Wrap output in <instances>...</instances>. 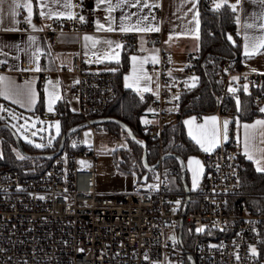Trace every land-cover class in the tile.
<instances>
[{
    "label": "built area",
    "instance_id": "obj_1",
    "mask_svg": "<svg viewBox=\"0 0 264 264\" xmlns=\"http://www.w3.org/2000/svg\"><path fill=\"white\" fill-rule=\"evenodd\" d=\"M71 5L73 18L54 19L37 31L50 47L61 35L92 32L97 10L85 7L82 0H71ZM24 29L30 31L27 24ZM116 34L123 55L139 51L143 40L157 56L158 62L148 68L157 83L144 112L150 122L140 127L147 147L157 152V167L143 169L129 190H97L95 120L117 98L115 71L96 65L94 55L84 57L77 51L70 69L57 71L75 77L71 92L77 111L29 113L63 124L62 150L36 178L11 170L0 173V264H182L189 257L195 264H262L264 214L236 204L247 194L241 186L240 141L229 134V124L227 140L221 136L215 150L200 154L202 176L188 195L182 189L179 159L176 166L161 160L170 153L165 150L164 130L181 120L173 108H179L182 96L200 78L196 57L177 69L164 50L162 30ZM4 69L0 63V72ZM218 82L216 108L197 119L216 115L221 129L225 120L236 124L239 115L231 114L232 99L245 85L253 93L254 105L264 107V74L223 65ZM70 115L79 121L69 124ZM173 180L178 189L172 187ZM184 226L188 232L183 236ZM200 228L204 231H197Z\"/></svg>",
    "mask_w": 264,
    "mask_h": 264
},
{
    "label": "crops",
    "instance_id": "obj_2",
    "mask_svg": "<svg viewBox=\"0 0 264 264\" xmlns=\"http://www.w3.org/2000/svg\"><path fill=\"white\" fill-rule=\"evenodd\" d=\"M199 1L200 0H143L140 5L130 6L128 4H122L120 7H114L117 0H111L113 10L109 12L107 10L109 7V0H103L101 3H98V0H82L85 7L94 8L98 12V16L92 25V32L80 37L76 35H61L59 36L58 43L50 47L44 36L37 31L49 26L54 19L67 18L69 13H73L72 7L70 9H65L63 7L65 0H43V2H41V0H31L33 14L32 23L29 24L25 22V18L28 14L27 9H17L16 11L18 14L13 18L10 14V4L8 0H5V3L0 6V63L5 68L0 72V77L5 78L0 82V90L7 91L9 95L12 96L17 91L23 90L30 83L32 90L35 92V102L28 105L26 99L23 97H16L20 99L21 102L14 103L13 99H6L4 95H0V105H3L9 110H19L25 113L34 110H45V103L49 102L50 95L54 93L59 96V99L55 100L53 110L66 108L72 112L68 106L67 100L68 96L72 94L71 85L75 77L68 73L57 74V71L69 70L72 57L79 50L84 57L94 55L95 59L93 62L96 65L114 70L115 72L119 69L122 60L126 59V69L120 79L122 87L134 91L140 97L145 95L151 96L156 91L157 83L156 75L150 73L148 68L154 64L152 63V57L155 56L157 58L156 53L149 51L144 41L141 40L139 51L129 55H123L120 51V47H115L116 43L119 44V39L116 34L120 32L119 25L121 22L125 24H135L138 19L147 16L148 20L144 21L142 26H147L150 23L152 26L158 27L159 30L164 32V50L174 66L177 69H181L190 59L195 58L199 52ZM23 2L24 0H21V3ZM68 2L71 4V0H68ZM144 2H146L149 7H144ZM208 2L210 8L214 10L216 9L215 5L217 3L222 4V6L228 5L230 8L231 5L237 4V0H227V4H223V0H208ZM193 3H195V8L193 7ZM42 12L44 15H41ZM262 12H264V4L259 3V0H240V3L237 4V8L234 11L235 30L239 40L240 50V72L264 74V51L249 57L245 55L244 50L246 34L253 37L264 36V29L260 28V25L264 23V17L261 15ZM56 13H63V15H56ZM129 15H131V19L125 20L124 17ZM194 16L196 17L195 20L193 19ZM109 17H111L112 26L116 30L97 31V21L107 28ZM237 18H239V22H237ZM247 23H254L256 27L246 28L245 24ZM26 24L30 31L24 29ZM33 25L35 26V30L33 29ZM131 32L139 31L134 30ZM85 36L93 37V40L97 41V43L93 45V41H85L83 39ZM229 36H231V40ZM30 37H35V41L30 40ZM227 37L230 42L235 43L233 35L228 33ZM105 41H112L114 44L110 47ZM37 49H39V52L36 51ZM133 56L137 57L136 61L132 60ZM35 57H38V59H35ZM142 60L147 61L142 64L143 72L151 77V79H141L138 85L134 84L133 87H126V83H133V68L134 66L140 67V62ZM37 66L40 69L39 71L36 70ZM125 77H129V80L126 81ZM137 86L140 88L139 92L136 90ZM145 87L149 90L143 91ZM57 106H59V108H57ZM260 108L261 107L258 108L259 111ZM173 109L175 111L178 110L177 107ZM231 112V114H236V108H232ZM260 113L262 112L260 111ZM212 116L217 117L216 115H207L197 119L196 115H187L181 118L187 138L192 141L198 150V153L189 155L184 161L187 184L190 189L194 188L193 169L198 170L197 184L201 179L203 167L200 154L205 151H203L192 136L189 135V129L191 128L194 134H198L196 126L205 124V118ZM193 117H195V120L191 125L185 124V121L191 120ZM225 119H228L227 116ZM257 120H264V116H258L251 120H241L239 117V124L233 123L232 135L240 141V151L244 160L250 162L256 172L264 173L257 171V159H261L260 166L264 167V159L261 158V153L255 152L254 158L250 160L245 154L244 149L243 125L254 124ZM207 124L211 127L212 122L208 121ZM217 124L219 126V120H217ZM260 147H264V145H260ZM190 159L194 161L198 160L200 164L196 165L193 163L189 165L188 162ZM171 185L175 189L179 187L178 182L175 180L171 182ZM261 258L262 264H264V254Z\"/></svg>",
    "mask_w": 264,
    "mask_h": 264
},
{
    "label": "trees",
    "instance_id": "obj_3",
    "mask_svg": "<svg viewBox=\"0 0 264 264\" xmlns=\"http://www.w3.org/2000/svg\"><path fill=\"white\" fill-rule=\"evenodd\" d=\"M199 21H200V37H199V52L196 55L198 67L195 72L200 78L197 84L185 95L182 96L178 111L180 118L187 115H200L203 113H211L217 106L220 97V86L218 82V74L223 65L229 64L234 71H240V50L239 40L236 36L235 13L228 6L223 5L219 9H211L208 0L199 1ZM233 35L235 43L230 42L227 34ZM126 59L120 63L119 69L115 72V88L117 92L116 100L108 107L101 117L115 118L127 124L134 135L142 142L148 143L145 135L140 132V119L144 115L148 105L150 95L143 97L138 96L134 91L124 89L120 79L126 69ZM253 93L248 88L247 91L240 88L232 99V108L237 110V100H239V111L237 113L241 120H251L258 116H264L260 113L258 107L253 103ZM59 108V106H57ZM178 114V113H177ZM0 117H3L0 114ZM100 117V118H101ZM79 119L73 115L69 116V124L78 122ZM61 124V135L58 139L48 147L41 149L30 148L22 145L23 149L32 157L23 156L24 159L18 158L14 153L16 148L15 140L11 132L7 128L0 129V140L2 155L0 156V173L4 171H15L22 177L33 179L39 176L49 165L51 159L35 157V155L50 154L57 150L60 139L64 133L63 124ZM7 125L4 118L0 119V126ZM99 129L115 128L126 133L115 124H98ZM233 122L229 123V134L232 135ZM131 144L134 151L138 155L137 164L139 170L143 172L141 167L142 150L132 141ZM181 141L179 144L178 142ZM165 150L179 156L184 161L186 158L198 150L187 138L181 120L175 124L167 126L164 130ZM117 154V151L115 155ZM200 154V153H199ZM157 160V152L147 147V162L153 165ZM240 162L243 166V174L241 186L247 194L246 197L240 198L236 204L243 203L247 210L251 213L264 214V173H258L254 170L251 163L240 157ZM164 165L176 166L175 159L167 158L163 161ZM125 162H119L118 168L125 171ZM131 166V165H130ZM132 166H135L133 164ZM187 181V178H186ZM188 232L186 226L183 227V236ZM264 254V242L260 248V255ZM182 264H190L187 259Z\"/></svg>",
    "mask_w": 264,
    "mask_h": 264
},
{
    "label": "snow or ice",
    "instance_id": "obj_4",
    "mask_svg": "<svg viewBox=\"0 0 264 264\" xmlns=\"http://www.w3.org/2000/svg\"><path fill=\"white\" fill-rule=\"evenodd\" d=\"M9 4H10V14L11 16L14 18L18 13H17V9L20 8H25L27 9V16L25 18V22L31 24L32 23V4H31V0H24L23 3H21V0H8ZM41 2H43V0H41ZM103 2V0H98V3ZM143 2V0H117V3L114 5V7H120L122 4H128L130 6H135V5H140ZM5 3V0H0V6H2ZM240 3V0H237V4ZM259 3L264 4V0H259ZM223 4H227V0H223ZM237 4H233L231 5V8L233 11L236 10L237 8ZM144 7H149V5L144 2L143 3ZM158 6V5H157ZM222 6V4L217 3L215 5L216 9H219ZM63 7L65 9H70L72 7V5L70 4V2H68V0H65V2L63 3ZM193 7L195 8V3H193ZM109 12H111L113 10V5L111 4V0H109V7L107 9ZM41 15H44V13L42 12ZM56 15H63V13H56ZM262 17H264V12L261 13ZM68 18H73L72 14L69 13L68 14ZM109 19V24L107 26V28H105L104 25L100 24L99 21H97V31L100 30H106V31H114L116 29L113 28L112 26V19L111 17L108 18ZM125 20H130L131 19V15L124 17ZM193 19L195 20L196 17L194 16ZM80 20L83 21L84 17L81 16ZM148 17L144 16L140 19H138L136 21L135 24H125L123 22H121V24L119 25V31L120 32H131V31H139V32H152V31H159L158 27H154L152 26L150 23L147 26H142L144 21H147ZM237 22H239V18H237ZM198 24V21H197ZM246 28H254L256 27V25L254 23H247L245 24ZM261 29H264V23H262L260 25ZM33 29L35 30V26L33 25ZM15 30V29H13ZM32 41H35V37H30L29 38ZM85 41H93V45H95V43H97V41L93 40V37L91 36H85L83 38ZM229 39L231 40V36H229ZM245 46H244V50H245V55L246 56H252L255 55L257 53H260L261 51H264V36H260V37H253V36H249V35H245ZM105 43L109 44V46L111 47L114 42L112 41H105ZM116 48L121 47L120 44L116 43L115 44ZM37 52H39V49L36 50ZM118 56V54H117ZM35 59H38V57H35ZM133 61L137 60V57L133 56L132 57ZM146 60H142L141 66L140 67H136L134 66L133 68V83H126L125 86L126 87H133V85H138L139 81L141 79L144 80H150L151 77L147 76L144 72H143V68H142V64L146 63ZM158 60L157 58L154 56L152 57V63H157ZM37 71H39V67L37 66L36 68ZM255 71V70H253ZM5 78L4 77H0V82H2ZM195 79V78H193ZM233 79H238V77H233ZM125 80L128 81L129 77H125ZM192 86H195L194 84ZM138 92L140 91V88L137 86L136 89ZM149 89L147 87H145L143 89V91H148ZM244 90L247 91V85L244 86ZM229 91H235L234 89H229ZM0 95H4L6 99H13L14 103H20V99H17L16 97H23L24 99L27 100L28 105H31L35 102V92L32 90L31 88V84L29 83L23 90L17 91L16 93H14L12 96L9 95V93L7 91H2L0 90ZM178 98V97H177ZM59 96L55 95L54 93L50 95L49 97V111H52V104L55 102V100H58ZM237 110L239 111V100H237ZM151 111V110H150ZM260 111L262 113H264V107L260 108ZM3 117H0V119H2ZM195 120V117H193L191 120H187L185 121V124H189L191 125ZM217 120L218 118L215 116L212 117H206L205 121L206 123L203 125H197V133L198 134H194L193 130L190 128L189 129V135L192 136V138L196 141V143L200 146V148L205 151V152H211L213 151L216 147L219 146V141L220 138L222 136V138L224 140H227V131H228V124L229 121L225 120L223 121V127L222 129L218 126L217 124ZM211 121V127L208 126L207 122ZM144 123H148V121H144ZM237 124H239V121H237ZM23 127V126H22ZM56 128H57V132H59V123L57 122L56 124ZM243 129H244V149H245V154L248 156V158L250 160H252L254 158V153L255 152H260L261 153V158L264 159V147H260V145H264V120H257L254 124H245L243 125ZM32 135H35V133L33 132ZM31 142V141H29ZM51 144V140H49V145ZM42 145L37 144L36 147H41ZM21 159H24V157H20ZM83 163V162H81ZM189 165H192L193 163H195L196 165H199L200 162L198 160H189ZM257 163V171H261L264 172V167H261V159H257L256 160ZM197 175H198V170L197 169H193V187L197 186ZM179 203V202H177ZM197 231H204L203 228L197 229ZM174 239V238H173ZM252 252L255 253V249H252Z\"/></svg>",
    "mask_w": 264,
    "mask_h": 264
},
{
    "label": "rangeland",
    "instance_id": "obj_5",
    "mask_svg": "<svg viewBox=\"0 0 264 264\" xmlns=\"http://www.w3.org/2000/svg\"><path fill=\"white\" fill-rule=\"evenodd\" d=\"M67 102L70 110L76 112V102L72 94L68 96ZM54 103L51 105L52 110L55 106ZM45 111H49V102L45 103ZM29 113L19 110H9L3 105H0V114L5 119L7 126L16 134L22 145L34 149L51 146L61 135V124L59 120H39L31 117ZM144 121L150 122L147 115L141 117V125L148 124L144 123ZM57 122L59 123V132H57L56 128ZM33 132L35 135H32ZM49 140H51L50 145ZM127 141L126 135L121 130L115 128H108L107 130L102 127L98 130L97 140L95 142L97 154V190L105 192L126 191L138 182L139 175H141L139 164H137L138 155ZM37 144L42 146L36 147ZM116 151L117 154L115 155ZM14 153L18 158L23 155L17 146L14 148ZM122 161L126 164L125 171L118 168V163ZM133 164L135 166H132Z\"/></svg>",
    "mask_w": 264,
    "mask_h": 264
},
{
    "label": "water",
    "instance_id": "obj_6",
    "mask_svg": "<svg viewBox=\"0 0 264 264\" xmlns=\"http://www.w3.org/2000/svg\"><path fill=\"white\" fill-rule=\"evenodd\" d=\"M95 123L96 124H106V123H110V124H115V125L119 126L126 133V135L128 136L129 140L132 141L139 148H141V150H142V154H141V167L144 170H150V169H153V168L157 167V163H155L153 165H149L148 164V162H147V145H146V143L140 141L134 135V133L132 132V130L130 129V127L127 124H125L124 122H122V121H120L118 119L108 118V117L98 118V119L95 120ZM1 128H7L11 132V134H12L14 140H15L16 146L23 153V156L32 157V155H30V154H28V153H26L24 151L20 140L18 139V137L16 136V134L7 125H1L0 126V129ZM64 140H65V134L62 135V137L60 139V142H59V145H58V148H57V150L55 152H52L50 154L35 155V157L49 158V159L54 158L62 150ZM167 158L179 159L180 165H181V183H182V189L188 195L189 194V186H188L187 181H186V168H185L184 160L181 159L179 156H177L175 154H172V153H166V154H164L162 156V159L161 160L164 161ZM187 201H188V197H187ZM180 236H181V228H180V231H179V241H180ZM188 261H189L190 264H195L194 259L191 258V257L188 258Z\"/></svg>",
    "mask_w": 264,
    "mask_h": 264
}]
</instances>
